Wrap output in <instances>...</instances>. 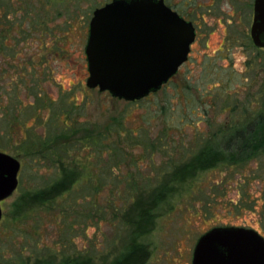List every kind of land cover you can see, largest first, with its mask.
Masks as SVG:
<instances>
[{"label":"rangeland","instance_id":"1","mask_svg":"<svg viewBox=\"0 0 264 264\" xmlns=\"http://www.w3.org/2000/svg\"><path fill=\"white\" fill-rule=\"evenodd\" d=\"M108 1L0 0V151L20 162L17 188L0 202V264L110 263L127 248L139 204L182 163L264 125L254 0H165L196 38L180 72L134 102L85 84L88 23ZM246 156L174 185L141 238L145 264H190L196 239L216 225L264 237V148ZM63 169L82 173L70 190L17 209Z\"/></svg>","mask_w":264,"mask_h":264},{"label":"water","instance_id":"2","mask_svg":"<svg viewBox=\"0 0 264 264\" xmlns=\"http://www.w3.org/2000/svg\"><path fill=\"white\" fill-rule=\"evenodd\" d=\"M250 36L264 47V0H254ZM195 29L164 0H110L93 10L84 45L86 87L133 102L157 92L187 59ZM20 162L0 151V202L17 188ZM0 206V219H1ZM190 264H264V237L214 226L195 241Z\"/></svg>","mask_w":264,"mask_h":264},{"label":"trees","instance_id":"3","mask_svg":"<svg viewBox=\"0 0 264 264\" xmlns=\"http://www.w3.org/2000/svg\"><path fill=\"white\" fill-rule=\"evenodd\" d=\"M134 102V101H133ZM234 141V143H232ZM221 145L217 147H204L188 161L182 163L162 186L158 187L150 199L141 202L137 209L136 216L132 221L131 237L127 248L117 258L108 264H145L150 255L149 246L141 241L142 236L152 230L157 216V209L173 193L174 185L182 183L198 171L205 170L216 164L226 162L243 161L241 154L249 157L259 148H264V125L256 127L253 131H248L246 135L235 133L229 138H225ZM234 145L236 154L229 152L228 148ZM82 173L79 170L63 169L60 177L52 184L42 190L32 193L23 199L17 209H24L27 203H43L51 201L63 193L70 190L71 186L81 178ZM171 184V185H170ZM18 211V210H16ZM31 264H93L89 259L70 258L59 262L36 261Z\"/></svg>","mask_w":264,"mask_h":264},{"label":"flooded vegetation","instance_id":"4","mask_svg":"<svg viewBox=\"0 0 264 264\" xmlns=\"http://www.w3.org/2000/svg\"><path fill=\"white\" fill-rule=\"evenodd\" d=\"M164 2H165V4L167 5V6H169L172 10H175L172 6H170L169 4H167L166 3V1L164 0ZM107 3V2H106ZM105 4V3H104ZM103 4V5H104ZM102 6V5H101ZM100 7V6H99ZM179 15H181L184 19H186L181 13H179L177 10H175ZM91 18V17H90ZM186 20H188V19H186ZM191 21V20H190ZM192 22V21H191ZM192 24H193V22H192ZM193 26H194V24H193ZM194 29H195V26H194ZM196 34H197V31H196V29H195V38H196ZM249 36H250V33H249ZM195 38H194V40H193V42L195 41ZM250 38H251V36H250ZM251 41H252V39H251ZM193 42L190 44V49H189V52H188V56H187V59H186V61H184L179 67H178V70H177V72H176V74L175 75H173L168 81H167V83L168 82H170L173 78H174V76H176L179 72H180V69H181V66L184 64V63H186L187 62V60H188V57H189V55H190V51H191V47H192V45H193ZM252 43H253V41H252ZM253 45H254V43H253ZM255 46V48H256V50L258 51V52H262L263 54H264V47H259V46H256V45H254ZM166 83V84H167ZM163 86H165V84L164 85H162V87ZM161 87V88H162ZM151 94H153V93H150L149 95H151ZM216 226H239V227H245V226H242V225H232V224H223V225H216ZM212 227H214V226H212ZM211 227V228H212ZM245 228H250V227H245ZM210 229V228H209ZM251 229H253V228H251ZM208 230V229H207ZM207 230H205V231H207ZM255 230V229H254ZM204 231V232H205ZM257 231V230H256ZM204 232H202V233H204ZM201 233V234H202ZM200 234V235H201ZM262 235V234H261Z\"/></svg>","mask_w":264,"mask_h":264}]
</instances>
